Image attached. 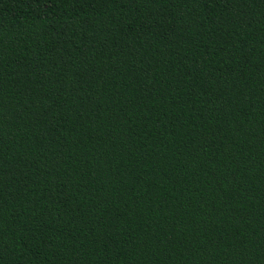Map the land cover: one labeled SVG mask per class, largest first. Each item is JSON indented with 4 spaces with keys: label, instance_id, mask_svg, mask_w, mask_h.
<instances>
[{
    "label": "trees",
    "instance_id": "1",
    "mask_svg": "<svg viewBox=\"0 0 264 264\" xmlns=\"http://www.w3.org/2000/svg\"><path fill=\"white\" fill-rule=\"evenodd\" d=\"M0 264H264V0H0Z\"/></svg>",
    "mask_w": 264,
    "mask_h": 264
}]
</instances>
